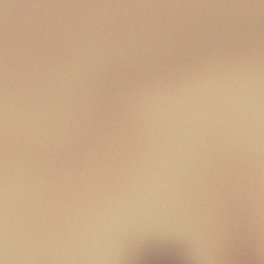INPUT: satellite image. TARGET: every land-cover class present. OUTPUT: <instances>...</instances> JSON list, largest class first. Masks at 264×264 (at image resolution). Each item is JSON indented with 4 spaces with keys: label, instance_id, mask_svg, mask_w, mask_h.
Returning a JSON list of instances; mask_svg holds the SVG:
<instances>
[{
    "label": "water",
    "instance_id": "obj_1",
    "mask_svg": "<svg viewBox=\"0 0 264 264\" xmlns=\"http://www.w3.org/2000/svg\"><path fill=\"white\" fill-rule=\"evenodd\" d=\"M0 264H264V0H0Z\"/></svg>",
    "mask_w": 264,
    "mask_h": 264
}]
</instances>
